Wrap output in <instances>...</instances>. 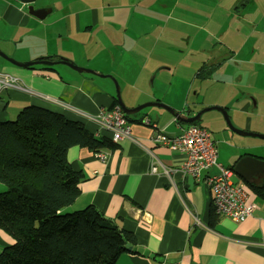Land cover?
<instances>
[{"label":"crops","instance_id":"crops-1","mask_svg":"<svg viewBox=\"0 0 264 264\" xmlns=\"http://www.w3.org/2000/svg\"><path fill=\"white\" fill-rule=\"evenodd\" d=\"M63 1L68 3L65 8ZM253 1L36 0V8L50 9L40 19L29 14L28 4L20 0H0V42L8 48L4 53L17 61L65 57L77 62L82 56L89 60L94 45H126L116 48L120 53L111 52L112 58L122 59L118 64L94 69L120 83L127 107L160 101L193 116L205 107L220 106L238 129L264 134V9H248ZM153 17H174L179 27L194 29L166 31L165 25L150 24ZM152 64L194 74L178 100L170 98L168 88L157 92L148 84L145 71L156 70ZM1 65L0 72L16 80L0 89V121L14 120L24 107L36 105L83 122L96 136L113 137L89 117L112 104L116 92L110 77L78 75L57 66L61 64L51 65L55 71L40 64L20 67L7 61ZM196 80L200 86L194 91ZM208 82L210 87L227 88L203 92ZM148 107L133 117L143 118L142 122H130L131 137L115 142L112 149H69L71 166L83 177L78 197L63 211L93 205L136 236L132 247L153 255L126 250L116 264H264V199L246 184L264 181V139L235 133L216 109L205 111L196 122L211 132L218 163L233 169V183L244 184L248 201L256 206L251 216L236 222L213 211L207 177L218 173L216 166L203 170L200 179L187 177L180 170L186 154L154 141L159 132L179 135L187 123L177 121L163 107ZM100 152L106 153L104 161L97 155ZM153 155L170 169L169 175L162 167L151 172ZM243 158L249 160L241 166L242 173L236 168ZM13 242L0 229V253Z\"/></svg>","mask_w":264,"mask_h":264},{"label":"trees","instance_id":"trees-1","mask_svg":"<svg viewBox=\"0 0 264 264\" xmlns=\"http://www.w3.org/2000/svg\"><path fill=\"white\" fill-rule=\"evenodd\" d=\"M117 104L114 96L109 108ZM134 116L125 115L129 123L143 121ZM115 145L83 122L36 105L24 107L14 120L0 121V229L14 239L0 253V264H116L127 245L137 244L132 232L93 205L63 211L78 197L83 177L72 168L69 149L99 152ZM246 184L264 199V181Z\"/></svg>","mask_w":264,"mask_h":264},{"label":"built area","instance_id":"built-area-1","mask_svg":"<svg viewBox=\"0 0 264 264\" xmlns=\"http://www.w3.org/2000/svg\"><path fill=\"white\" fill-rule=\"evenodd\" d=\"M15 78L0 72V89L14 85ZM101 127L113 133V141L117 142L131 137V126L125 117L122 107L117 104L112 108L102 107L98 113L89 116ZM154 141L167 145L186 154L180 170L187 177L200 179L202 172L212 166L218 168V173L207 177V182L213 193V207L218 215L230 217L240 222L253 214L256 209L254 203L249 202V192L244 184H235L232 181L233 169L218 163V150L211 132L204 126L196 123L187 124L179 135L168 136L157 133ZM101 160L106 159V153L97 154ZM170 174V169L162 165L153 155L151 172L157 173L159 168Z\"/></svg>","mask_w":264,"mask_h":264},{"label":"rangeland","instance_id":"rangeland-1","mask_svg":"<svg viewBox=\"0 0 264 264\" xmlns=\"http://www.w3.org/2000/svg\"><path fill=\"white\" fill-rule=\"evenodd\" d=\"M62 3H63V5H61V6H63V8H65V6L68 4L67 1H63ZM248 9H250V10L253 9V11H259L261 9H264V0H254L253 1V6H251V7L249 6ZM0 10H1V4H0ZM155 19H156V17H153V19H151L149 21L150 24H153V25H157V24L165 25L166 31L173 30V29H182V30H187L189 32V31H192V29H194L193 27L186 26V25H181L179 27V24H178L177 20L174 17H168V18L157 17L156 21H155ZM60 24L62 25L63 22H60ZM2 26H3V23L0 20V28ZM181 42H182V44H184L185 40H183ZM130 43L131 42L129 41V44ZM103 46L104 47H99V46L96 47L94 45V48L89 50V54H88L89 60L83 59V56H82L81 59H77V62H75V61L74 62L80 67L91 69V70H94V71H97V72H101V71H99L97 69H94V67H96V66L98 67V66H102V65L110 66L112 63L114 65L118 64L122 59H120V57L118 58V56H117V58H112L111 52L114 51V52L120 53L118 50H116L117 47H122V48H126L127 47L126 45L115 46V45H111L110 43L109 44H104ZM190 47L192 48L191 45H190ZM0 49L3 52H5L4 50H8V48L2 42H0ZM98 50L99 51L103 50V51H102V54L99 53L97 55V57H96V52ZM165 54H167L166 56H168L169 59L172 57L170 53H165ZM155 56L156 55H154V57ZM126 58L129 59L130 56L126 55ZM78 63L79 64L80 63L81 64H85V65H79ZM1 64H7V61L3 60L1 58V56H0V66H2ZM57 66L62 67L63 69H66V70L68 69L72 73H77V74L79 73L78 75H83V76H87V77H94L95 79H98V78H96V74L94 76L93 74H90V73H85V72L80 73V72L70 68L69 66H67L65 64H61V65H57ZM152 66H154V68H156V70H152V72H151V70H146L145 71V75L148 74V76H147V80H149L148 84L151 87L155 88L157 92H163L165 89L168 88L170 90V98L173 97V98H175V100L179 99V93L184 90L186 83L194 75V74L191 73V70H189V69L186 70V71L179 70V69H177L176 71H173V70H167V69H162V68H159V67H155L154 64H152ZM117 72H120V69L117 70ZM128 74L132 75L133 74V70L128 71ZM149 75H150V78H149ZM97 76H99V75H97ZM161 77H163V79ZM198 81H200V80L198 79ZM198 81L196 80L195 85L192 88L194 91H195L196 88H199V86H200V82H198ZM152 84H154V85H152ZM209 84L211 85V83H209V82L207 84L205 83L203 85V92L204 91L207 92V90H211L213 92H219V90H223V89L227 88L226 86H219V85L218 86H214L213 85L212 87H210ZM119 85H120V83H119ZM114 87H115V92L117 93V88H116L115 82H114ZM193 90H192V92H193ZM192 92H191V98L193 97ZM121 94H122V91H121ZM209 95H211V93H209ZM198 102H200V101H198ZM190 103H191V101H190ZM191 104H193V103H191ZM197 105H198V103H197ZM147 108H149V107H146L143 110H145ZM205 108H207V107H205ZM143 110H141V112ZM212 111H216V110H212ZM217 111H219V110H217ZM139 113L140 112L135 113V114L137 115ZM135 114H133V115H135ZM207 114H208V112H206L204 114V116H206ZM260 134H263V133H260Z\"/></svg>","mask_w":264,"mask_h":264},{"label":"water","instance_id":"water-1","mask_svg":"<svg viewBox=\"0 0 264 264\" xmlns=\"http://www.w3.org/2000/svg\"><path fill=\"white\" fill-rule=\"evenodd\" d=\"M20 1L25 3V4H28L27 8H28L29 14L34 15L35 17H38L40 19L44 18L46 12L48 10H50V9H45V8H36L34 6V4H33L36 0H20ZM0 56L5 58L10 63H12L14 65H17V66H20V67H31V66H35V65H38V64H46V65L65 64V65L71 67L72 69H74V70H76L78 72H81V73L82 72H86V73L96 74V75H99V76H102V77H105V76L110 77L116 84V88H117L116 96H117V99H118V103L122 107L123 112L125 113V115H133L135 113L140 112L141 110H143L144 108H146L148 106L155 105V106L163 107L164 109L169 111L172 115L175 116L177 121L190 124V123H195V122L200 121L201 116H202V114L205 111H208V110H211V109H216V110H219L223 114L227 125L235 133H238L240 135H250V136L260 137V138L264 139V134L252 133V132L244 131V130H241V129H238L237 127H235L234 124L231 121V118H230L229 113L227 112V110L225 108H223V107H220V106H211V107L204 108V109L200 110L197 114H195L193 116H188V115L184 114L182 111H177L176 109H174V108H172V107L168 106L167 104L162 103L160 101L146 102V103H143V104L138 105L136 107H127L126 104L124 103V101L122 100L120 86H119V84L117 83V81L115 80V78L113 76L101 74V73H99L97 71L80 67L74 61H72V60H70L68 58H65V57H61L60 59H57V60L34 59V60H31V61H17L15 59L11 58L10 56H8L7 54H5L1 49H0ZM247 160H249V159L248 158L241 159L239 161V163L237 164L236 171H239V172L243 173L244 170H243V168L241 166H243L244 163ZM126 249L127 250H132V249L133 250H137L139 253H144L145 255L153 256L148 250H145V249H142V248L136 249V248H134L132 246L127 245Z\"/></svg>","mask_w":264,"mask_h":264}]
</instances>
